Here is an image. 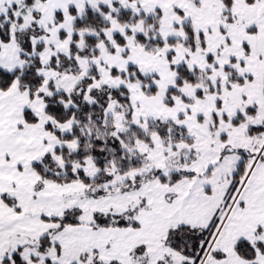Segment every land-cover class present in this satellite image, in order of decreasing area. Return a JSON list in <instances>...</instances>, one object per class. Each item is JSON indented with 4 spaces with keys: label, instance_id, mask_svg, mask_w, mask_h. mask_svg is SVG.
I'll use <instances>...</instances> for the list:
<instances>
[{
    "label": "snow or ice",
    "instance_id": "6c2138e0",
    "mask_svg": "<svg viewBox=\"0 0 264 264\" xmlns=\"http://www.w3.org/2000/svg\"><path fill=\"white\" fill-rule=\"evenodd\" d=\"M0 264H264V0H0Z\"/></svg>",
    "mask_w": 264,
    "mask_h": 264
}]
</instances>
